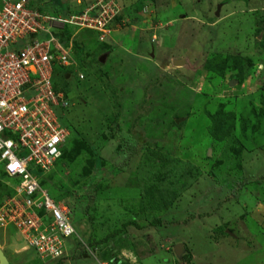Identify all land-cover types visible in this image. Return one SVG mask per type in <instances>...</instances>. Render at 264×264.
Masks as SVG:
<instances>
[{"label":"rangeland","instance_id":"obj_1","mask_svg":"<svg viewBox=\"0 0 264 264\" xmlns=\"http://www.w3.org/2000/svg\"><path fill=\"white\" fill-rule=\"evenodd\" d=\"M68 1L27 3L64 15ZM121 1L112 38L76 34V67L52 74L69 137L45 183L69 207L75 235L61 258L42 261L0 229L6 264H127L128 254L134 264H171L149 255L173 258L175 244L177 264H187V242L193 264H264V0ZM219 110L232 114V128L213 138L208 115ZM74 134L92 145L97 168L86 148L75 152ZM7 190L0 184V199ZM224 203L240 208L233 220L231 209L216 217ZM203 212L212 214L181 225Z\"/></svg>","mask_w":264,"mask_h":264},{"label":"built area","instance_id":"obj_2","mask_svg":"<svg viewBox=\"0 0 264 264\" xmlns=\"http://www.w3.org/2000/svg\"><path fill=\"white\" fill-rule=\"evenodd\" d=\"M119 11L115 0H95L55 16L27 0H0V184L8 187L0 199V229L16 231L25 242L19 250L30 247L42 261L61 258L75 235L69 207L43 181L69 137L55 114L67 100L53 89L52 74L76 67V31L90 30L103 42ZM64 28L66 44L55 36Z\"/></svg>","mask_w":264,"mask_h":264},{"label":"crops","instance_id":"obj_3","mask_svg":"<svg viewBox=\"0 0 264 264\" xmlns=\"http://www.w3.org/2000/svg\"><path fill=\"white\" fill-rule=\"evenodd\" d=\"M93 1H95V0H74V3L71 1V0H69L68 2H67V4H66V10H65V14L64 15H61V14H59L58 12H55V13H51L50 12V14H52V15H55V16H65V15H67V14H70V13H73V12H78V11H80L82 8H84L85 6H87V5H89V4H91ZM121 1V0H120ZM126 0H124V1H121V6L123 5L124 6V2H125ZM144 3H146V2H144ZM46 9L47 10H49V5H47V7H46ZM142 11L143 12H146L147 14H148V12H149V8H148V6L147 5H144L143 7H142ZM120 15V14H119ZM145 16H147L148 17V15H146L145 14ZM119 17H121V16H119ZM121 20L118 18L117 20H116V25H118V27L120 26V24H119V22H120ZM131 21L133 22V23H135V22H138V20L137 19H135V18H132L131 19ZM118 27L116 28V30L118 29ZM82 30V32H80V30H78V31H76V33H75V37L77 38V39H79V38H81V36L80 35H82L83 36V34H87V35H90V34H93L92 32H90L89 30H87V29H81ZM77 34V35H76ZM112 37H110V38H108V39H111ZM75 39V38H74ZM88 39H92V40H94L93 38H88ZM118 45H121V40H114ZM153 55H154V53H153ZM175 203V201H173L172 202V204H174ZM233 204V205H232ZM231 205L230 204H228V203H224V204H222L220 207H218L217 206V210H216V217L218 216L219 217V215H221V216H223L222 218H224V216L226 215V213H227V210L228 209H231L229 212H230V214L227 216L229 219H231V220H233L235 217H236V212H238L239 210H240V208H237L236 206H238V205H234V203H232ZM208 207H211V206H208ZM212 208V207H211ZM171 209H173V205H170L169 206V208H168V210H171ZM210 209V208H209ZM250 211V210H249ZM254 211V210H253ZM203 213H205V212H203ZM198 214H200V215H198ZM197 215H194V217H192V218H190V219H186L185 221H183L182 223L183 224H181L182 226H186L189 222H190V220L191 219H193V218H198V219H200V218H204V217H206V218H208L209 216H211V214H209V213H205V214H202L201 215V213H198ZM214 214V213H213ZM249 214V213H248ZM251 214V213H250ZM249 214V215H250ZM252 216H254V214H251ZM215 217V220L213 219V222H212V224L210 225V227L207 229V231L210 233V230H212V229H214V228H216V226L214 225V223L216 222L217 223V221H216V218ZM225 219V218H224ZM162 221H165V220H162L161 219V222ZM200 223H201V226H203L204 224H203V220L201 219V221H200ZM163 226H166L165 224L166 223H161ZM168 225V224H167ZM165 228V227H164ZM167 230L165 229L163 232H166ZM208 241H209V239H207ZM168 242V239H166L165 241H164V243H167ZM210 242V241H209ZM185 244V247H186V249H187V251L189 252V254H190V256H189V258H188V260H187V264H193L192 262H193V259H194V252H193V248H194V246H193V243L191 242H187V243H184ZM161 245H163V244H160V246ZM181 245V244H180ZM226 247H228V249L229 250H236L237 248H238V245H234L233 243L231 244V243H228V245L226 246ZM249 247H250V245H249ZM246 247H244V249H245ZM181 249H182V246H181ZM264 250V248H262V247H260L259 248V250ZM167 250V249H166ZM125 251L123 250V253H124ZM181 253V252H180ZM179 253V254H180ZM125 254V253H124ZM159 255L160 256H162L163 257V259H165L166 260V262H170L171 264H177V262L176 261H178V256L174 253V255L175 256H173V258H168V255H164V254H162V252H160V250H159V252L157 253V255L155 256L154 254L153 255H149V256H154V257H156V258H158L159 257ZM126 256H128V258L130 259L129 261H128V263L129 264H134V262H133V260L130 258V254H128V255H126ZM179 257H180V255H179ZM144 258H147L146 256H144V257H141L140 259H139V264H142V260L144 259ZM255 258H256V256H255ZM260 260V259H259Z\"/></svg>","mask_w":264,"mask_h":264},{"label":"trees","instance_id":"obj_4","mask_svg":"<svg viewBox=\"0 0 264 264\" xmlns=\"http://www.w3.org/2000/svg\"><path fill=\"white\" fill-rule=\"evenodd\" d=\"M70 34V31L69 29L67 28H64L62 29L60 32H57L55 33V36L57 37V39L62 42L63 44H66V42L68 41L69 39V35ZM71 48L73 49V51L75 50L76 55H78V53L81 55L82 53V50L78 44V42L73 39L72 41V44H71ZM74 56H75V53H74ZM206 63V62H205ZM53 89L55 91H58L60 89H58L54 84H53ZM62 91V90H60ZM64 97H65V93L64 91H62ZM66 98V97H65ZM231 113H227V112H224L222 110H219V111H216L214 113H211L208 115L210 121H211V125L209 126V131L212 135L213 138H218L219 137H223L227 134L228 130L232 128V123L229 127H227V121L228 120H232L231 118ZM75 139L72 141V143H78L75 147H74V150L75 152H78L80 149H84L86 148V150L88 151V153L92 156V161H91V165L94 167V168H97L98 167V163H99V156L96 154V152L94 151L92 145L90 144H87V145H83L81 142L82 140H80V137L76 134H74ZM77 140H79L80 142H78ZM65 151L63 148L61 150V155L60 157L55 161L54 165H56L60 160H62L63 156L65 155ZM125 162H122L121 164L123 165ZM46 180H48V176H46L43 181L46 182ZM146 193V191H145ZM147 195V199L150 201L151 200V196L149 193L148 194H145ZM159 222V221H157ZM116 234V232H112L108 237H111V236H114ZM110 239V238H108ZM102 241V240H100ZM108 242V240H106V243ZM59 261H56L54 264H58ZM129 264V263H127Z\"/></svg>","mask_w":264,"mask_h":264},{"label":"water","instance_id":"obj_5","mask_svg":"<svg viewBox=\"0 0 264 264\" xmlns=\"http://www.w3.org/2000/svg\"><path fill=\"white\" fill-rule=\"evenodd\" d=\"M216 13H217V12H216ZM216 13H215V14H216ZM103 58H104V55L100 56V57H99V61H102ZM173 251H174V253L178 256L179 253L181 252V245H180V244H175V245L173 246ZM0 264H6V259H5L4 255H3L1 249H0Z\"/></svg>","mask_w":264,"mask_h":264},{"label":"clouds","instance_id":"obj_6","mask_svg":"<svg viewBox=\"0 0 264 264\" xmlns=\"http://www.w3.org/2000/svg\"><path fill=\"white\" fill-rule=\"evenodd\" d=\"M118 17H119V15H118ZM118 17H117V19H118ZM117 19H115V20L113 21V22H114V30H113V32L116 30L115 28L118 27V25H116V20H117ZM89 31H90V30H89ZM90 32H92V31H90ZM92 33L95 34L94 32H92ZM111 33H112V32H111ZM95 36H96V35H95ZM110 37H111V36H109L108 38H110ZM74 38H75V35H74L73 39H74ZM108 38H106L105 40H107ZM96 41H97V39H96ZM97 42H99V41H97ZM103 42H105V41H103ZM100 43H101V42H99V44H100ZM105 43H106V42H105ZM73 52H74V51H73ZM106 53H107V52H106ZM106 53H105V52H104V53H101V52H100V54H101L100 56H102V55L105 56ZM100 56H99V57H100ZM99 57H98V61H99ZM99 62H101V61H99ZM59 91H60V90H59ZM61 92H62V91H61ZM66 100H67V99H66ZM67 105H68V102H67ZM66 140H67V139H66Z\"/></svg>","mask_w":264,"mask_h":264}]
</instances>
